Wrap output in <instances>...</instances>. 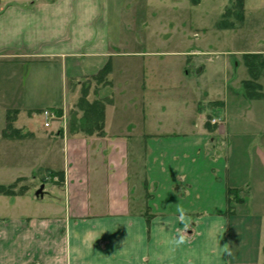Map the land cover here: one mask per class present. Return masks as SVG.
Here are the masks:
<instances>
[{"label":"crops","instance_id":"0c3cea01","mask_svg":"<svg viewBox=\"0 0 264 264\" xmlns=\"http://www.w3.org/2000/svg\"><path fill=\"white\" fill-rule=\"evenodd\" d=\"M202 1L0 0V184L29 183L0 194L26 206L0 214V264H263L264 85L246 95L243 54L264 47L170 48L160 34L201 26ZM107 65L109 90L93 79ZM84 82L112 98L103 135L64 128Z\"/></svg>","mask_w":264,"mask_h":264},{"label":"rangeland","instance_id":"374dc122","mask_svg":"<svg viewBox=\"0 0 264 264\" xmlns=\"http://www.w3.org/2000/svg\"><path fill=\"white\" fill-rule=\"evenodd\" d=\"M245 2V0H203L201 7L196 10L197 17L201 16V26L193 25L189 31H184L182 28H179L178 31L174 30L176 24H170L171 31L170 33L160 34V37L167 38L170 37V48L179 47L182 40L186 39L190 44L194 43L195 46L202 44V47L208 48H225L226 50H249V49H258L264 47V0H247L246 7V16L245 21V4L241 8L240 2ZM201 2V1H200ZM193 14V13H192ZM244 14V17L241 18V15ZM193 16V15H192ZM193 22V20H192ZM173 26V27H172ZM187 27H189L187 25ZM198 37H194L191 34L195 33ZM150 33L146 31H139L137 33V39L139 42H143L146 38L147 41L144 47L145 49H152L156 47L154 41L150 39ZM186 36L183 38V36ZM242 56L238 54L237 57ZM203 58H208L209 56H202ZM231 57V56H230ZM262 59H264V54H262ZM244 60V59H243ZM260 75L258 82L261 83L262 87L264 85V68L259 69ZM250 77V74H249ZM89 82H92L89 80ZM98 85H102L103 88L109 90V86L104 83L103 80L96 81ZM85 84V82L83 83ZM87 86L86 84L84 85ZM97 87V86H96ZM100 89V88H98ZM104 89V90H105ZM97 91V90H96ZM261 92V91H259ZM79 99V98H78ZM77 99V101H78ZM77 103V102H76ZM76 103L73 108L70 109L67 113V117H62L64 120V128L69 129L70 116L72 111L76 109ZM175 112H171V118L175 116ZM44 116V115H43ZM63 116V115H62ZM66 118V120H65ZM45 119V118H44ZM57 119V118H56ZM70 131V129H69ZM50 176L55 173L54 171L48 170ZM47 174H45V177ZM52 177V176H51ZM51 177L49 179H51ZM60 179V176H58ZM45 183L47 190L50 189L51 183L46 182H35L31 185V194H34L36 189H39L41 184ZM29 183L20 184L17 183L16 189L20 187H28ZM38 184V187H36ZM51 198L49 195L46 196V199ZM26 205V204H25ZM0 203V214H13L14 212H20L25 209L26 206H15L11 209Z\"/></svg>","mask_w":264,"mask_h":264},{"label":"trees","instance_id":"16d2710c","mask_svg":"<svg viewBox=\"0 0 264 264\" xmlns=\"http://www.w3.org/2000/svg\"><path fill=\"white\" fill-rule=\"evenodd\" d=\"M201 0H191L192 3L198 4ZM241 8L244 7V2H240ZM244 17V14L241 15V18ZM244 63L248 68L250 78L243 81V87L245 89V93L248 97H260L262 93L259 92L262 90L261 84L258 82L259 80V69L264 68V59H262L261 53H244L243 54ZM110 71V67L107 65L103 68L97 75L93 77L96 81L103 80L105 84L109 85L110 82L107 80V74ZM83 84L81 89V95L76 103L75 111H72L69 122V129L71 133H83L86 135L98 134L103 135L105 133V109L106 104L112 101L110 95H105L103 97H97L93 101L88 99L90 86H84ZM13 114V115H12ZM16 111L9 112L8 114V126L12 129V119L15 117ZM8 131L6 135L11 136V133ZM52 177L59 176L60 172L52 173ZM17 182L2 185L0 184V194L2 195H15L18 192H23L24 188L21 187L19 190H16ZM241 189L238 188H228V200L229 204L232 202H241L243 199L240 197ZM239 195V196H238ZM234 209L231 205H229V213H233ZM264 254V249H263ZM264 264V261H263Z\"/></svg>","mask_w":264,"mask_h":264},{"label":"clouds","instance_id":"9594fccd","mask_svg":"<svg viewBox=\"0 0 264 264\" xmlns=\"http://www.w3.org/2000/svg\"><path fill=\"white\" fill-rule=\"evenodd\" d=\"M177 212L179 213L178 222L180 225H182V227L177 229L176 238L174 242L177 246H179L186 242L188 236V230L191 228V221L190 218L187 216L184 208L178 207ZM224 247L227 254L231 255V252L228 249L227 245H225Z\"/></svg>","mask_w":264,"mask_h":264},{"label":"built area","instance_id":"2783aa9c","mask_svg":"<svg viewBox=\"0 0 264 264\" xmlns=\"http://www.w3.org/2000/svg\"><path fill=\"white\" fill-rule=\"evenodd\" d=\"M43 115L45 118V123L44 125L46 127H49L52 123L53 120H55L56 118H58L56 111L52 110V109H45L43 111ZM213 122L215 123L216 120L214 119Z\"/></svg>","mask_w":264,"mask_h":264},{"label":"water","instance_id":"95a60500","mask_svg":"<svg viewBox=\"0 0 264 264\" xmlns=\"http://www.w3.org/2000/svg\"><path fill=\"white\" fill-rule=\"evenodd\" d=\"M43 188H44V184H42L41 186H40V188L37 190V194H43L42 192H43Z\"/></svg>","mask_w":264,"mask_h":264}]
</instances>
